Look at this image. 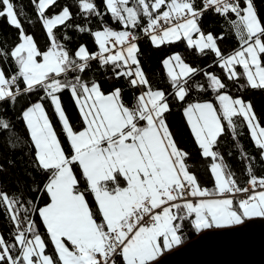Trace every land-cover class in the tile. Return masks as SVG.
Returning a JSON list of instances; mask_svg holds the SVG:
<instances>
[{
  "label": "snow or ice",
  "instance_id": "1",
  "mask_svg": "<svg viewBox=\"0 0 264 264\" xmlns=\"http://www.w3.org/2000/svg\"><path fill=\"white\" fill-rule=\"evenodd\" d=\"M102 2L103 12L95 0H76L79 11L73 14L59 0H29L47 37L41 49L25 31L14 0H0V18L17 30V42L0 46V103L11 106L37 96L17 119L34 148L33 166L47 177L43 188L34 190L48 198L39 206L22 194L0 191V212L12 229L9 238L0 233V264H154L163 250L182 243L185 228L199 233L264 218V176L253 174L255 158L241 153L249 175L241 186L216 150L223 135L238 136L240 120L264 161V126L254 106L226 91V81L264 90V21L254 0ZM208 12L221 17L228 32L205 33L201 25ZM105 14L121 30L103 25ZM81 16L84 25L71 23ZM92 17L101 18L99 30L88 24ZM58 29L64 31L58 35ZM69 29L92 36L98 51L85 44L69 48ZM233 32L237 46L226 53L219 44ZM138 33L156 48L181 42L200 55L211 52L223 78L190 66L175 52L162 61L170 90L154 88L139 59ZM93 62L127 82L128 101L123 88L106 93L98 81L84 77ZM198 74L206 84L196 82ZM208 89L215 101L187 103L183 114L200 156L211 158L212 189L201 186L189 165L191 154L179 147L167 123L173 101L185 102L191 91ZM65 91L77 106L79 129L63 107ZM45 101L61 124L67 149ZM14 131L11 120L0 115V139L10 147Z\"/></svg>",
  "mask_w": 264,
  "mask_h": 264
},
{
  "label": "trees",
  "instance_id": "2",
  "mask_svg": "<svg viewBox=\"0 0 264 264\" xmlns=\"http://www.w3.org/2000/svg\"><path fill=\"white\" fill-rule=\"evenodd\" d=\"M14 3L17 11L21 14L25 31L29 34H33L38 46L44 49L47 43V37L40 23L36 20V13L32 4L29 3V0H14ZM59 3L61 6L64 4L71 6L73 14L79 11L76 6V0H59ZM95 3L100 11L103 12L104 4L102 0H95ZM254 5L259 11V17L264 21V0H254ZM58 10L57 8L56 11ZM102 21L105 26H109L114 30H121V26L112 19L110 14L103 15ZM71 23L73 25H84L86 21L83 16H81L79 18H74ZM88 24L92 30H99L101 18L92 17L88 21ZM201 27L205 33L213 32L219 34L221 31L228 32V27L223 23L222 18L211 12L204 15ZM63 31L64 29H58L57 34L59 35ZM68 34L72 37V42L68 45L69 48L75 49L80 44H85L91 52L98 51V47L94 43V38L86 32L81 34L69 29ZM138 35L140 37L138 42L140 48L139 59L147 78L154 88L170 90L167 72L162 61L175 52H179L185 62L189 63L190 66L201 69L202 71L212 72L218 77L223 78L222 70L213 63L215 57L211 52L200 55L195 50L188 49L185 43L181 42L170 45L166 44L156 48L153 47L151 42L142 34L138 33ZM15 42H17V30L10 27L6 19L0 18V46L8 47ZM219 46L226 53L230 49L235 48L237 44L234 32L229 33L227 38L220 42ZM5 70L7 71V66H5ZM84 77L88 80L98 81L106 93L111 91L114 87L123 88V97L125 101H128L132 96V90L128 88L127 82L123 78L120 80L114 79L111 75L110 67L101 68L97 62H93L91 64V69L84 73ZM195 80L198 83H207L206 78L202 74H198ZM226 83L228 85L226 91L234 98L240 97L245 101H251L261 125L264 126V90L241 88L238 85H234L231 81H226ZM240 83L243 84L244 81L241 80ZM61 98L67 116L70 118L72 124L79 129L82 126V121L80 120L77 106L73 102L69 92L65 91ZM36 99L37 96L33 95L31 97H22L19 103H15L11 106L7 102L0 103V115L10 119L15 128L14 133H10L8 137L11 147L8 142H5V139H0V167L3 169L0 171V191H5L10 195L22 194L25 201L31 199L39 206H43L48 199L46 194L37 192L34 189L37 186L43 188L47 177L39 168L33 166L34 148L30 144V138L23 121L17 119L25 103L35 101ZM205 100L215 101V93L211 89H208L206 92L193 90L185 102L173 101L170 105L171 111L167 114V123L174 133V138L178 142L179 147L191 154L189 165L191 170L194 171L199 178L201 186L212 189L214 187V178L210 172L211 158L205 159L200 156V150L187 124L186 117L183 114V107H185L187 103L203 102ZM45 104L50 118L59 133V138L61 141H65L64 147L67 149L69 146L62 133L61 124L52 106L47 101H45ZM237 133L238 136L235 139L230 132L223 135L219 140V145L216 150L223 154L226 164L234 173L241 186H245L249 175L247 172V162L241 153H247L250 158H255L252 169L253 174L256 176H264V161L260 160L259 151L254 145L246 125L240 120H237ZM81 187H83V185H81ZM89 200L94 206V201L91 197H89ZM33 218L36 220V223L40 225L39 231L44 233L45 229L40 223L38 215L33 214ZM11 231L10 222L5 218L3 213L0 212V233H3L5 238H9V233ZM199 233L195 230L185 228L182 233V243L172 247V249L193 239ZM51 251L52 248L49 244V252Z\"/></svg>",
  "mask_w": 264,
  "mask_h": 264
},
{
  "label": "water",
  "instance_id": "3",
  "mask_svg": "<svg viewBox=\"0 0 264 264\" xmlns=\"http://www.w3.org/2000/svg\"><path fill=\"white\" fill-rule=\"evenodd\" d=\"M154 264H264V218L208 229L160 255Z\"/></svg>",
  "mask_w": 264,
  "mask_h": 264
},
{
  "label": "crops",
  "instance_id": "4",
  "mask_svg": "<svg viewBox=\"0 0 264 264\" xmlns=\"http://www.w3.org/2000/svg\"><path fill=\"white\" fill-rule=\"evenodd\" d=\"M176 246V245H175ZM174 247V246H173ZM172 249V248H171ZM171 249H165V250H163L162 252H161V254L160 255H162L163 253H165V252H167V251H170ZM160 255L158 256V257H160ZM157 257V258H158Z\"/></svg>",
  "mask_w": 264,
  "mask_h": 264
},
{
  "label": "rangeland",
  "instance_id": "5",
  "mask_svg": "<svg viewBox=\"0 0 264 264\" xmlns=\"http://www.w3.org/2000/svg\"><path fill=\"white\" fill-rule=\"evenodd\" d=\"M171 56V55H170ZM165 68V67H164ZM166 72H167V69L165 68Z\"/></svg>",
  "mask_w": 264,
  "mask_h": 264
},
{
  "label": "built area",
  "instance_id": "6",
  "mask_svg": "<svg viewBox=\"0 0 264 264\" xmlns=\"http://www.w3.org/2000/svg\"><path fill=\"white\" fill-rule=\"evenodd\" d=\"M246 186V185H245Z\"/></svg>",
  "mask_w": 264,
  "mask_h": 264
}]
</instances>
